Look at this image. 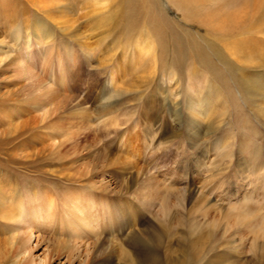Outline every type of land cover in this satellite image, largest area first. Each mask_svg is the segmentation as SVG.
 <instances>
[{"label":"rangeland","instance_id":"rangeland-1","mask_svg":"<svg viewBox=\"0 0 264 264\" xmlns=\"http://www.w3.org/2000/svg\"><path fill=\"white\" fill-rule=\"evenodd\" d=\"M255 1L0 0V264H264Z\"/></svg>","mask_w":264,"mask_h":264},{"label":"bare ground","instance_id":"bare-ground-1","mask_svg":"<svg viewBox=\"0 0 264 264\" xmlns=\"http://www.w3.org/2000/svg\"><path fill=\"white\" fill-rule=\"evenodd\" d=\"M256 2V4H253L254 5V9H255V11H256V13L259 11V2H260V0H257V1H255ZM248 7H250V6H248ZM247 13V12H246ZM247 18V15L246 14H244V16H243V18H241V19H239V18H234L233 16H229V15H227V16H225L224 17V19L222 20V22L220 23L221 24V27L222 28H224V29H226V27H228L229 26V28L230 27H232V26H237V27H243L244 26V24H243V21L242 20H244V19H246ZM248 19V18H247ZM245 28V26L243 27V29ZM141 48H140V51H139V56L141 57V56H143V55H146L147 54V50H148V48H149V45H147L146 43H143V44H141V46H140ZM145 52V53H144ZM2 199V197H0V200ZM24 202V201H23ZM22 202V204L24 205V203ZM49 206H50V209L49 210H47L46 209V207H44L43 209H41V211H42V213L41 212H39L38 214L40 215V216H42L43 218H44V220L45 221H47V211H49V213H51V212H53L52 211V207H51V203L50 204H48ZM22 208V207H21ZM47 210V211H46ZM22 213V215L24 216V214H23V212H21ZM28 221V226H27V230H28V232L30 233V236H29V238H27V239H25L24 240V242H23V246L22 245H20L21 246V248H27V245L29 244V242H30V238L32 237V228H31V219L29 218V219H27ZM86 221V218L84 219V222ZM89 224V222L87 221V223L85 224L86 226ZM62 226H64V225H62ZM261 233V235H264V228H262V232H260ZM139 250H141V249H139ZM139 250H137V251H139ZM144 251V250H143ZM143 251L142 252H138V254H140V253H143ZM222 260V259H221ZM220 260V261H221ZM224 261H225V259H224ZM223 260L221 261V263H223L224 262ZM25 262V261H24ZM225 263V262H224ZM24 264H26V263H24ZM41 264V263H40ZM210 264V263H209ZM211 264H212V262H211ZM218 264H219V262H218ZM236 264H238V263H236Z\"/></svg>","mask_w":264,"mask_h":264}]
</instances>
